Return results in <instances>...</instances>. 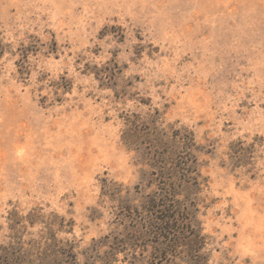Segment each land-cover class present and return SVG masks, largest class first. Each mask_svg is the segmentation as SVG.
<instances>
[{
    "label": "rangeland",
    "instance_id": "374dc122",
    "mask_svg": "<svg viewBox=\"0 0 264 264\" xmlns=\"http://www.w3.org/2000/svg\"><path fill=\"white\" fill-rule=\"evenodd\" d=\"M258 137L264 0H0V264H264ZM187 155L160 242L135 208Z\"/></svg>",
    "mask_w": 264,
    "mask_h": 264
},
{
    "label": "trees",
    "instance_id": "16d2710c",
    "mask_svg": "<svg viewBox=\"0 0 264 264\" xmlns=\"http://www.w3.org/2000/svg\"><path fill=\"white\" fill-rule=\"evenodd\" d=\"M264 144V138L258 137L248 146H245V165L252 164L257 147ZM194 159L180 157L170 162V166L158 167V175L162 174L163 181L154 192L146 195L140 206L135 208L139 213L146 215L137 219L138 227L145 228V232L153 235L160 242L180 243L185 236H180V230L188 225L196 228L194 221L195 208L190 199H182L181 188L189 190L194 185ZM142 216V215H141ZM143 219V221H141ZM134 220V218H133ZM75 263V262H74ZM68 264V263H67Z\"/></svg>",
    "mask_w": 264,
    "mask_h": 264
}]
</instances>
